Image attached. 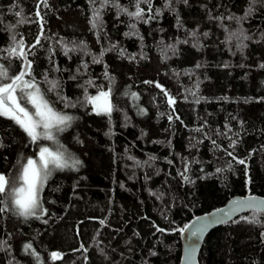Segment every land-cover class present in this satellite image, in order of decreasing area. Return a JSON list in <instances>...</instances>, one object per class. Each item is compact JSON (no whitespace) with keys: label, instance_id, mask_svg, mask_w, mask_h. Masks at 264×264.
Listing matches in <instances>:
<instances>
[{"label":"trees","instance_id":"obj_1","mask_svg":"<svg viewBox=\"0 0 264 264\" xmlns=\"http://www.w3.org/2000/svg\"><path fill=\"white\" fill-rule=\"evenodd\" d=\"M117 2L136 10V0H0V65L9 76L20 72L23 58L6 49L12 35L22 37L45 99L75 118L54 140L31 143L0 117V173L15 181L41 147L80 161L44 182L39 219L0 213V241L10 246L0 248V264H179L180 229L193 217L236 195L264 197V0H150L151 11L141 0V20ZM45 74L58 83L52 92ZM110 86L109 118L85 95ZM197 260L264 264V213L211 229Z\"/></svg>","mask_w":264,"mask_h":264},{"label":"snow or ice","instance_id":"obj_2","mask_svg":"<svg viewBox=\"0 0 264 264\" xmlns=\"http://www.w3.org/2000/svg\"><path fill=\"white\" fill-rule=\"evenodd\" d=\"M144 2L148 3L149 11H151L152 5L150 0H144ZM109 3H112V0H102V6L108 5ZM184 3H187V0H184ZM140 4L141 0H136V10L134 12H129L126 8L120 7L118 2L114 6L118 7L120 12H125L128 16L141 20L144 16V9L140 7ZM44 6H48L47 0H44ZM120 12H118L117 15H119ZM157 13H159V10H157ZM15 15L20 16L21 13L18 11ZM36 15L38 17L40 16L39 11H37ZM245 15L247 16L248 13L246 12ZM93 17L94 18L90 21V23L93 28H97L99 26L98 22L100 21L99 12H94ZM152 18L153 17L149 16V20ZM40 19L42 21L43 18L40 17ZM24 22L25 21L23 20L19 21L21 24ZM144 22L147 23L148 20H144ZM177 23H179V20ZM132 28H135V24L132 25ZM42 31L43 25L41 23V35ZM204 35H207V33ZM245 39H247V37H245ZM11 40L13 41V45L6 49L8 55L23 58L24 63L21 66L20 72L14 76H9L8 70L3 65H0V117L7 118L17 125L29 138L31 143H36L41 138L54 140L55 133L66 131L69 127H71L75 118L73 116L57 112L51 106L49 101L45 99L38 82L35 77L32 76L33 62L27 59V52L24 47L23 38L21 37L20 39H17L15 35H12ZM39 43L40 35L37 36L35 45H31L30 47L34 48ZM70 51H75V49L65 48V55H67ZM104 51L101 52V56H103ZM123 54L124 53L121 52V55ZM93 62L100 63L101 61L98 58H94ZM83 66L85 68L87 67L86 64ZM197 67H199V65H197ZM261 67H264V65H261ZM105 75L107 76V72ZM25 76L30 77V79H25ZM45 80L50 84V87L48 88L49 92L54 91L58 87L57 81L47 80V74H45ZM85 83L91 85L92 81L89 80ZM145 83L151 82L146 81ZM156 87L161 88L164 95L167 97L168 105L172 107L176 102L175 98L170 96L160 84L157 83ZM85 93H87L86 88ZM110 95L111 86L108 91H99L96 96H89L86 94L85 100L87 104L92 105L93 111L97 115H108L110 118L111 112L114 109V106L109 99ZM131 96L133 99L138 98L136 93H131ZM60 99L65 102L64 106L66 108L76 107L75 104L67 103L66 97H61ZM196 102L199 103V100ZM26 105H31L34 111H30ZM141 111L143 112V110ZM171 119L172 117L169 116V120ZM233 143H235V141H233ZM213 144H215V141H213ZM0 147H3L2 143H0ZM228 155L231 156L232 153L229 152ZM70 159L71 157L66 156L63 151L53 152L48 147H41L38 153V160H34L29 157L27 162L22 165L20 174L15 181L10 180L4 173H0V205H3L0 206V213L11 211L14 215L23 217L24 219H28L30 217H36L39 219L45 215L47 210L43 208L40 200V193L43 190L44 182L51 176L53 170L74 168L76 165L80 164L78 159H71V163H69ZM150 159H155V157H150ZM237 162L240 164L245 163L244 160H239ZM169 163H171V161H169ZM187 170V166H185V172H187ZM219 171H221V169H217V172ZM181 175H183L185 181L188 182V177L184 175V173H181ZM17 181H19L18 185ZM256 207L257 202L253 198L238 200L234 202V207L228 213H224V216H230L232 212H238L244 208ZM224 216L219 218L210 216L204 222H201L200 218H197L196 224L192 226L186 224L183 229H180V231L183 232L185 229H189L192 237L199 238V236L207 229L209 223L215 224L226 222ZM241 219L245 221L249 220L248 217H241ZM252 222L258 221L253 220ZM100 223L103 225L105 221L101 220ZM158 231H163V229H158ZM3 247L10 246H8L5 241H0V248ZM81 247L83 248V245H81ZM31 249V243L24 245V250L26 252ZM194 251V248L190 249L189 256H191ZM31 254L36 256L39 261L38 254L34 250L31 251ZM60 256V253H51V258L54 260Z\"/></svg>","mask_w":264,"mask_h":264},{"label":"water","instance_id":"obj_3","mask_svg":"<svg viewBox=\"0 0 264 264\" xmlns=\"http://www.w3.org/2000/svg\"><path fill=\"white\" fill-rule=\"evenodd\" d=\"M248 198H253L257 202L256 208H244L238 212H232L230 216H224V213H228L234 207L235 201L244 200V199H248ZM250 210H258V211H261L262 213H264V197L261 195H256V194L233 196V197L227 199L219 207H216V208L211 209L207 212L196 215L187 223V225L192 226V225L196 224L197 218H200V221L204 222L210 216L216 217V218L224 216L225 221L228 222L229 220L238 216L239 214L246 212V211H250ZM223 223H225V222H223ZM223 223H215V224L209 223V226L203 232V234L199 236V238L192 237L189 229H185L183 232H181V234H180L181 255H180L179 264H198V260H197L198 254L200 252L201 246L204 242L206 235L209 233V231L211 229H213L214 227H216L220 224H223ZM192 248H194L195 251L192 252L191 256H189L190 249H192Z\"/></svg>","mask_w":264,"mask_h":264},{"label":"bare ground","instance_id":"obj_4","mask_svg":"<svg viewBox=\"0 0 264 264\" xmlns=\"http://www.w3.org/2000/svg\"><path fill=\"white\" fill-rule=\"evenodd\" d=\"M144 4H148L147 2H144ZM246 165H248V161L246 162ZM233 169L235 170L236 174H239L240 171L243 170V172L245 171L243 168L238 169V167L234 166Z\"/></svg>","mask_w":264,"mask_h":264},{"label":"rangeland","instance_id":"obj_5","mask_svg":"<svg viewBox=\"0 0 264 264\" xmlns=\"http://www.w3.org/2000/svg\"><path fill=\"white\" fill-rule=\"evenodd\" d=\"M31 111H34V109H32ZM54 152V151H53ZM39 153V152H38ZM34 160H38V154L35 158H33ZM20 174V173H19ZM19 174L17 175V177L19 176ZM14 179V178H13ZM19 184V181H17V185Z\"/></svg>","mask_w":264,"mask_h":264}]
</instances>
